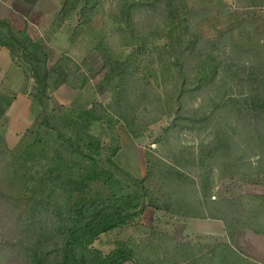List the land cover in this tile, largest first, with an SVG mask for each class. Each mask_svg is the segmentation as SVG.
I'll list each match as a JSON object with an SVG mask.
<instances>
[{"label":"trees","instance_id":"16d2710c","mask_svg":"<svg viewBox=\"0 0 264 264\" xmlns=\"http://www.w3.org/2000/svg\"><path fill=\"white\" fill-rule=\"evenodd\" d=\"M103 3L61 0L53 26L74 15L89 25ZM113 3L104 15L110 30L95 46L104 71L97 87L109 99L89 108L51 101L62 84L82 91L89 77L71 82L75 72L63 54L49 65L40 37L0 16V47L32 83L28 96L40 108L32 141L22 137L23 146L12 150L0 134V264H257L232 242L239 228L264 235V194L214 197L213 188L235 176L264 186V60L239 50L233 29L205 38L184 0ZM114 36L123 38L119 47ZM159 70L172 85L166 98L152 86ZM15 98V91H0V124ZM148 108L173 118L157 139L170 144V160L157 159L159 176L150 165L140 175L119 160L116 125L131 131ZM187 123L205 133L195 147L170 137ZM44 131L54 135L42 137ZM103 133H110L107 141ZM156 178L161 201L147 185ZM147 207L184 221H219L227 240L177 242L152 229L146 240L119 239L107 252L94 246Z\"/></svg>","mask_w":264,"mask_h":264},{"label":"rangeland","instance_id":"374dc122","mask_svg":"<svg viewBox=\"0 0 264 264\" xmlns=\"http://www.w3.org/2000/svg\"><path fill=\"white\" fill-rule=\"evenodd\" d=\"M115 0H104L99 9V16L89 25L78 24L76 15L68 19L60 29L53 26L54 18L61 6V0H5L9 12H12L11 26L15 30L27 27V33L33 39L42 40L49 55V65L56 62L60 55L65 56L66 64L75 72V78L71 82H79L80 74L89 77L88 85L82 91H77L64 83L56 91L51 93V101L54 104H63L75 108H89L92 102L106 104L109 93L97 87L104 71L102 61L95 50V46L110 30V22L106 23L104 15L114 7ZM188 8L195 9L193 23L200 29L207 39H215L223 29H233L232 38L239 50L243 52L254 50L258 58L264 60V0H184ZM257 4V5H255ZM1 15V14H0ZM193 16V15H192ZM111 41L119 47L123 38L114 36ZM2 55L6 60L10 59L8 51L3 48ZM5 58L0 61V91L16 92L17 100L11 104V110L5 114L0 124L2 134L8 147L12 150L23 146L22 137L27 141L35 138V125L32 121L40 108L32 104L29 92L32 83L24 79V76L16 65L11 64L9 70L4 72ZM10 61V60H9ZM12 62V61H11ZM4 64V65H3ZM3 76V78H2ZM2 80V81H1ZM152 86L157 92L166 98L169 94V78L161 70L151 78ZM172 117L160 116L148 108L142 116L138 114L132 125V130L126 129L122 124L115 127V132L120 142L119 160L127 169L140 175H144L147 165L159 176L157 159L170 160L168 149L170 144L164 141L157 142L162 137V128L167 126ZM98 130V128H95ZM42 137L53 136L50 131L41 132ZM204 132L197 131L191 124H184L170 131V137L183 145L196 146ZM102 137L107 141L110 133H103ZM174 141V140H173ZM151 190L152 198L161 201L163 188L160 179L156 178L147 182ZM214 197H231L237 193L264 194V186L252 183H241L238 176L218 181L213 188ZM191 220V219H190ZM190 220L178 219L167 215L163 211L147 207L143 215L128 226L117 228L103 233L95 241L94 246L109 251L114 247L116 240L133 239L144 241L149 238V231L167 233L175 241L211 242L215 240H227L226 233L221 222L216 220ZM233 247L257 264H264V235L256 234L248 229L239 228ZM131 264V263H126Z\"/></svg>","mask_w":264,"mask_h":264},{"label":"crops","instance_id":"0c3cea01","mask_svg":"<svg viewBox=\"0 0 264 264\" xmlns=\"http://www.w3.org/2000/svg\"><path fill=\"white\" fill-rule=\"evenodd\" d=\"M4 7H6L7 8V5H6V2H5V0H2V2L0 3V16L1 17H6L8 20L9 19H11V16H12V12H9V9H4ZM10 21V20H9ZM23 29L22 30H26V32H27V27L26 26H23L22 27ZM21 30V29H20ZM3 48H1L0 47V61H1V58H5V60H4V62L3 63H6V65H4L5 66V68H4V72H3V75L5 74V72H7L8 70H9V68H10V66H11V64H12V62H11V60L10 59H8V61L6 60V57L5 56H3L2 54L4 53H2V50ZM10 60V61H9ZM2 78H3V76H2ZM2 81V80H1ZM16 98H17V96H16ZM14 99V101H13V103L17 100V99ZM12 103V104H13ZM12 106V105H11ZM11 106L9 107V109L7 110V112H9L10 110H11ZM6 112V113H7ZM200 219H191L190 221H192V222H198Z\"/></svg>","mask_w":264,"mask_h":264},{"label":"built area","instance_id":"2783aa9c","mask_svg":"<svg viewBox=\"0 0 264 264\" xmlns=\"http://www.w3.org/2000/svg\"><path fill=\"white\" fill-rule=\"evenodd\" d=\"M2 2V0H0V3Z\"/></svg>","mask_w":264,"mask_h":264}]
</instances>
